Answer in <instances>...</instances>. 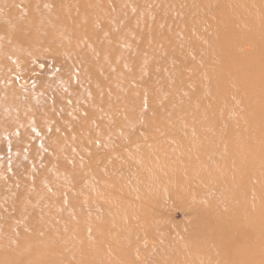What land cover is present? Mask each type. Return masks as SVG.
<instances>
[{
	"label": "rangeland",
	"instance_id": "rangeland-1",
	"mask_svg": "<svg viewBox=\"0 0 264 264\" xmlns=\"http://www.w3.org/2000/svg\"><path fill=\"white\" fill-rule=\"evenodd\" d=\"M37 1L26 0L0 24L7 29L0 34V264H137L124 235L93 233L126 212L83 216L77 207L89 200L111 206L119 189H132L122 197L144 205L157 201L152 264H264V0H96L106 9L92 21L86 16L95 0L80 9L75 0ZM95 22L112 27L100 32ZM213 28L228 33L218 49L253 42L247 63L218 74L204 63ZM88 37L110 50L99 59L110 69L103 82L93 81L102 72L93 64L68 58ZM13 63L18 71H9ZM86 68L89 81L59 78ZM207 72L213 78L205 83ZM245 78L249 92L237 85ZM224 89L241 94L230 109ZM30 115L36 125L58 121L60 141L47 131L28 144L20 129L33 124L26 125ZM43 200L53 204L41 207ZM199 204L208 209L197 213ZM70 246L73 260L66 258Z\"/></svg>",
	"mask_w": 264,
	"mask_h": 264
},
{
	"label": "bare ground",
	"instance_id": "bare-ground-1",
	"mask_svg": "<svg viewBox=\"0 0 264 264\" xmlns=\"http://www.w3.org/2000/svg\"><path fill=\"white\" fill-rule=\"evenodd\" d=\"M35 1V0H34ZM43 1V0H42ZM41 1V2H42ZM47 1V0H46ZM63 1H65V0H54V1H47L46 3H42L43 5H46V4H48L49 6H51V4H53V5H57V4H60L61 2H63ZM83 1V2H82ZM79 0V1H76L75 0V3L74 2H72L71 4H73V5H75V6H77L78 8L77 9H80L79 7H81V5H82V8H84V7H87V6H92V4L94 3V0L92 1V0ZM217 0H215V2H216ZM37 2H39V0L37 1ZM66 2V1H65ZM95 2H97L96 0H95ZM106 2V1H105ZM206 2H208V0L206 1ZM227 2V1H226ZM225 2V3H226ZM90 3V4H89ZM26 4V0H0V24L3 22V20H9V19H11L12 20V16H13V13H15L16 11H17V8L19 7V6H21V5H25ZM42 4H40V5H42ZM215 4V3H214ZM34 5V4H33ZM42 5V6H43ZM113 5H116V4H113ZM112 5V6H113ZM213 5V4H212ZM217 5V4H216ZM223 5V4H222ZM36 6V5H35ZM210 6V5H209ZM32 7V6H31ZM212 7H215V6H212ZM211 7V8H212ZM230 7V6H229ZM76 8V7H75ZM210 8V9H211ZM226 8V7H225ZM231 8V7H230ZM105 5H104V3H98L97 2V5H94V8L93 7H91V8H89V10H90V14L88 15V16H86V19H88V20H90V21H92V19L94 18V16H101L102 14H103V12L105 13ZM209 9V10H210ZM233 9V8H232ZM232 9H229V11L230 10H232ZM68 10V9H67ZM212 10V9H211ZM223 10V9H222ZM228 10V9H227ZM226 11V10H225ZM228 11V12H229ZM224 12V11H223ZM225 13V12H224ZM68 14V13H67ZM236 15V14H235ZM214 16H215V14H214ZM216 16H217V14H216ZM215 16V17H216ZM15 17V16H14ZM43 17V16H42ZM232 17V16H231ZM24 17H22V16H20L19 15V17H18V20H20V21H22V19H23ZM30 18H31V16H30ZM29 19V18H28ZM42 19V18H41ZM40 19V20H41ZM226 19V18H225ZM17 20V21H18ZM25 20H27V19H25ZM33 20V17H32V19H31V21ZM207 20V19H206ZM205 20V21H206ZM229 20V19H228ZM238 21H240V20H238ZM237 21V22H238ZM85 22H87V21H85ZM194 22V21H193ZM193 22L191 23V22H187L186 24L188 25L189 24V28H191V26H193ZM90 23V22H89ZM226 23H227V21H226ZM233 23V22H232ZM95 24H96V22H95ZM205 24V23H204ZM211 24V23H210ZM229 24V23H228ZM235 24V23H234ZM239 24V23H238ZM251 24V23H250ZM262 24H263V22H262ZM21 24H19V25H16V26H14L13 28L14 29H17V28H19V26H20ZM205 25H207V24H205ZM209 26H211V25H209ZM224 26V25H223ZM247 26V25H246ZM93 27V29L96 27L97 29H99V30H101L100 32H102L103 31V29L104 28H110L111 29V27L109 26V27H107V25H105V23L104 24H101V23H97L96 25H93L92 26ZM187 27V26H186ZM212 27H213V25H212ZM216 27H218V26H216ZM215 27V28H216ZM220 27V26H219ZM215 28H213V32H216V33H213L212 35H213V39H212V42L210 43V45L209 46H207V49H205L206 50V54H205V56H203V61L204 60H207L208 61V63L209 62H212V64H215V74H218L217 72H220V71H222V68H225V67H229V66H233L234 64H236V65H238V67L239 66H241L240 64L242 63V62H246L247 63V61H246V58H245V56H247L246 54H248V53H250L251 52V50H252V47H251V45H252V43H247V44H250V47L248 46V47H246V48H243L242 46V41H240V40H236L237 42H236V46L237 47H239V48H241V49H237V48H234V50H233V52H235V53H237V55H235V56H237L238 58H236V57H234L235 59H233L232 60V62L231 61H228L227 59H228V57L233 53L232 51H231V48L229 47V45L227 46V43H223L222 44V47L220 48V49H218L219 47H218V45L220 44V42L221 41H223V40H225V39H227L228 37V33L223 37V36H221L222 34H220L221 33V30H220V28L219 29H217V30H215ZM208 29V28H207ZM232 29V28H231ZM253 30H255V29H253ZM5 31H7V29H5V27L3 26L2 27V25H0V34H3ZM204 30H202V32H203ZM217 31H218V33L219 34H217ZM255 32H257V31H255ZM103 34V33H102ZM231 34H233V33H231ZM235 34V33H234ZM259 34V33H258ZM107 35V34H106ZM232 36V35H231ZM235 36H236V34H235ZM246 36V35H245ZM83 38H85V37H87V36H82ZM239 37V36H238ZM247 37H248V35H247ZM260 37V36H259ZM33 38H35V36H33ZM41 37H39L38 39L37 38H35V39H32L33 40V42L35 41V42H37L39 39H40ZM225 38V39H224ZM231 38V37H230ZM229 38V39H230ZM234 38V40H235V38L236 37H233ZM95 39V38H94ZM189 39V38H188ZM232 39V38H231ZM88 40H89V37H88ZM93 40V39H92ZM91 39L89 40L90 42L88 43V45H87V47H84V48H82L80 51H77V50H71V49H69V60L70 61H73V63H78V64H82V63H84V65H86V66H91L92 64H93V69H99V70H101L100 72V75H99V77H93L92 79H93V81H94V79H96V78H98V80H100L101 82H103V76H105L108 72H109V70L110 69H108V70H105V68H104V66L102 67V65H101V61L99 60V59H106V58H108V52L110 51L108 48H107V43H106V41H101V40H98V41H92ZM242 40V39H241ZM200 41V40H199ZM226 41H228V39L226 40ZM235 42V41H234ZM229 43V42H228ZM190 44V43H189ZM209 44V43H208ZM246 44V43H245ZM34 45H36V44H34ZM201 45H202V43H201ZM191 47L193 46V44L192 45H190ZM234 46V45H233ZM186 47H188V45L186 46ZM202 48V47H201ZM192 49V48H191ZM235 49H237V50H235ZM258 50V49H257ZM193 51V50H192ZM257 52V51H256ZM255 54V53H254ZM95 55H96V58L97 59H95ZM250 57V56H249ZM249 59V58H248ZM202 61V62H203ZM19 62V61H18ZM204 63H205V61H204ZM203 63V64H204ZM207 63V62H206ZM264 63V62H263ZM203 64H202V66H203ZM248 64H249V62H248ZM257 64V63H256ZM36 65H38L39 66V63L38 64H36ZM40 65H42V64H40ZM205 65V64H204ZM10 66V70L9 71H12V70H14V71H18L17 69H18V65L17 64H15V63H13L12 65H9ZM37 67V66H36ZM211 67V66H210ZM209 67V68H210ZM41 68V67H40ZM39 68V69H40ZM44 68V67H43ZM43 68H41V69H43ZM242 68V67H241ZM37 69V68H36ZM40 69V70H41ZM97 69V70H98ZM213 69V68H212ZM206 70H208V66H207V69ZM214 70V69H213ZM212 70V71H213ZM237 70V69H236ZM248 70V69H247ZM13 71V72H14ZM4 72V71H3ZM247 73V72H246ZM214 74V75H215ZM264 74V73H263ZM250 75V74H249ZM98 76V75H97ZM251 76V75H250ZM258 76V75H257ZM80 77H81V79H80ZM211 77L213 78V75H212V73L210 74V72H207V76L205 77V78H202V80L204 79V81L206 80V82L205 83H208L209 81H211L210 79H211ZM59 78H61V80H63L64 82H66V81H70V82H77V81H79V79L82 81L83 79H85V80H90L91 79V77H90V75H89V70L86 68V69H84V74L82 75V76H78V75H76V74H71V73H65V74H60V76H59ZM255 78V77H254ZM219 79V78H218ZM224 80V79H223ZM252 80V79H251ZM254 80V79H253ZM225 81V80H224ZM257 81V80H256ZM213 83H215L216 84V82H217V84L216 85H221V87L222 88H227L225 85H227L226 83L224 84V82H218V80H217V78H216V80H214V81H212ZM211 82V83H212ZM22 83V82H21ZM232 82H229V84H231ZM248 84H250V81L248 80V79H243L242 81H240L237 85H238V88H240V89H244V88H246V86L248 85ZM209 85V84H208ZM216 85H211L210 84V87H214V86H216ZM236 85V86H237ZM251 85V84H250ZM249 85V86H250ZM254 85V84H253ZM260 85V84H259ZM203 86V85H202ZM116 88V87H115ZM238 88H236V90H238L239 91V89ZM250 88V87H249ZM254 88H256V87H254ZM263 88H264V86H263ZM117 90H119V88H116ZM202 89H204V88H202ZM216 89H218V87L216 88ZM248 89V87L246 88V89H244V90H246V92L248 91L247 90ZM114 90V89H113ZM204 90H206L207 92H208V90L205 88ZM212 90V88H210V91ZM214 90V89H213ZM223 90V89H222ZM221 90V91H222ZM243 90V91H244ZM258 91H259V89H257ZM256 90V91H257ZM215 91H217V90H214V92ZM224 91H226L225 89H224ZM254 91V90H253ZM255 91V92H256ZM219 92V91H218ZM240 92V91H239ZM242 92V91H241ZM245 92V91H244ZM249 92V91H248ZM260 92V91H259ZM263 92V91H262ZM216 93V92H215ZM226 93L228 94V95H226V94H223L222 96L224 97L225 95H226V98H225V106H226V109H230L231 108V106H233V103L234 102H236L237 101V99H239L240 98V95L241 94H239V93H235V92H229V91H226ZM251 93V92H250ZM212 94V93H211ZM249 94V93H248ZM247 94V95H248ZM253 94V93H252ZM256 94H257V92H256ZM261 94V93H260ZM218 95H220V94H218ZM246 95V94H245ZM250 95V94H249ZM244 96V95H243ZM264 96V95H263ZM206 97V95L205 96H203V98H205ZM213 97H216V96H213ZM222 97V98H223ZM247 97V96H246ZM245 97V98H246ZM255 97V96H254ZM228 98V99H227ZM242 98V97H241ZM256 98H258V97H256ZM262 99H264L263 97H261ZM261 98H260V100H261ZM209 99V98H208ZM243 99V98H242ZM247 99V98H246ZM216 100V99H215ZM240 100V99H239ZM260 100H257V101H260ZM206 101V100H205ZM208 101V100H207ZM263 101V100H262ZM217 102H218V100H217ZM252 102H253V100H252ZM251 102V103H252ZM208 103V102H207ZM239 103V102H238ZM245 103V102H244ZM249 103V102H248ZM247 103V104H248ZM213 104V103H212ZM240 104H242L241 103V101H240ZM239 104V105H240ZM261 103H259V105H260ZM103 105V104H102ZM211 105V104H210ZM210 105H208V106H210ZM251 105V104H250ZM249 105V106H250ZM254 105V104H253ZM252 105V106H253ZM262 105V104H261ZM212 106H214V105H212ZM237 106V105H236ZM246 106H248V105H246ZM246 106H245V109H246ZM263 106V105H262ZM170 107V106H169ZM215 107V106H214ZM105 108V107H104ZM210 108V107H209ZM249 108V107H248ZM257 108V107H256ZM244 109V110H245ZM259 109V108H258ZM257 109V110H258ZM251 110V109H250ZM261 110V109H260ZM87 111H91L90 109L89 110H87ZM215 111V110H214ZM227 111V110H226ZM235 111V110H234ZM240 111H242V110H240ZM238 112H239V110H238ZM244 112V111H243ZM256 112V111H255ZM262 112V111H261ZM81 113H76V115H75V118L76 119H80L79 118V115H80ZM105 114V113H104ZM255 114V113H254ZM28 119H27V122H26V125L29 123L28 121H29V119H30V122H32L33 123V121H31V120H34V118H32V116L30 115V117H27ZM75 119V121H77ZM19 121V120H18ZM75 121L74 120H72L71 122H72V124L74 123L75 124ZM59 122L58 121H55V124H52V125H49V126H47V125H45V124H43V123H38V121H37V125H36V121L33 123V124H28L27 126V129L25 130V127H23L22 129H20V132H21V134L22 135H25L26 137V141L28 142V144H34V143H37V142H39L40 140H44L45 138H47V135L45 136V132H47V131H51V132H53L54 131V133L56 134V141H60V138H62V136H60V133L59 132H61L62 131V129H60L61 127H60V125H57ZM35 124V128L34 129H31L32 127H30L31 125H34ZM73 124V125H74ZM28 129H29V131H28ZM59 130V131H58ZM18 134L16 135V137H18V138H16V140H15V143H18L19 141H20V133L19 132H17ZM48 133V132H47ZM58 133H59V136H58ZM65 137V136H64ZM12 145V144H11ZM10 145V146H11ZM131 169V168H130ZM129 169V170H130ZM130 174V173H129ZM131 175V174H130ZM129 176V175H128ZM168 182V181H167ZM138 183V182H137ZM136 182H133L132 184H137ZM130 186V185H129ZM139 186H140V184H139ZM144 186V185H143ZM143 188V187H142ZM132 190V189H131ZM130 189H128L127 191L126 190H122V189H119L118 191H116L117 193L115 194L118 198H120V199H118V202L116 201V202H113L112 203V205L110 206V204H102V203H98V202H90V200L89 201H83V202H81V204L78 206L77 205V207H78V210L80 211V209H82L83 210V213L81 214V215H83V216H88V215H91V214H95V212L96 211H98V210H101V211H103V212H106V211H108L109 209H112V208H115V210H116V212H126V214L127 215H125V219H123V221L122 222H119V221H117V220H113V221H111L110 223H108V224H106L105 222L101 225H97V228H95L94 230H93V233L94 234H101L102 236H104V237H110V236H112V234L113 233H119V234H121V235H124L125 237H126V239H127V243H128V245H127V247H126V252H127V257L129 258H135V256H137V261H138V263L137 264H152L151 262V260H153L154 259V257H155V252H152L151 251V249H150V246H151V240H153V238H154V236H155V232H156V224L154 223L155 221L154 220H152V218L154 217V211H155V209H156V206L155 205H157V201L156 202H154V203H152V206H149V203H147V205H144L141 201H139V200H136V199H125L124 197H122L123 195H125V192H130L131 191ZM140 191H141V189H140ZM152 191V190H151ZM143 192H144V190H143ZM136 194H137V192H136ZM32 197V196H31ZM114 197V196H113ZM37 200V199H36ZM74 200V199H73ZM82 199H80V201H81ZM77 200L75 199V202H76ZM159 203V202H158ZM51 204H53L52 203V201H47V200H43L42 201V204H40L41 205V207H44V206H47L48 207V205H51ZM66 204H69V205H71L72 207L73 206H75V203L72 201V200H66ZM220 204H221V202H220ZM208 205V204H207ZM209 208H211V209H213V207H215V206H217V204L216 203H214V202H211V203H209ZM205 208H207V206H200V204H199V206H198V208H194V210H196L197 211V213L198 212H201V213H203V212H205L207 209H205ZM45 209H46V207H45ZM44 210V209H43ZM102 212V213H103ZM123 214V213H122ZM124 215V214H123ZM82 217V216H81ZM111 218V217H110ZM86 219V218H85ZM89 219V218H88ZM151 221H153V223H151ZM84 225H85V227L87 226V224L86 223H84ZM80 228L81 229H83V227H78V229L80 230ZM86 231H87V227H86V229H85ZM84 230V231H85ZM234 238V239H233ZM147 239H148V241H147ZM232 239L234 240V241H232V242H236V234H234V235H232ZM142 243V244H141ZM153 243V242H152ZM229 244H231L228 240H226V243L224 244V245H229ZM19 246V245H18ZM17 246V247H18ZM61 247H64V246H61ZM66 249V251L68 252L67 254H66V258H72V260H73V257H74V254H75V249L74 248H71V246L70 247H66L65 248ZM144 253L145 255H146V259H145V261H143V260H140L139 258H140V253ZM31 254V253H30ZM36 252L34 251V253L32 254V257H35L36 256ZM28 256V255H27ZM129 258V259H130ZM116 260H119V258L118 259H116ZM115 261H113L112 263H114ZM69 263H70V261H69ZM68 263V264H69ZM109 263V262H108ZM251 263V262H250ZM115 264H116V262H115Z\"/></svg>",
	"mask_w": 264,
	"mask_h": 264
}]
</instances>
